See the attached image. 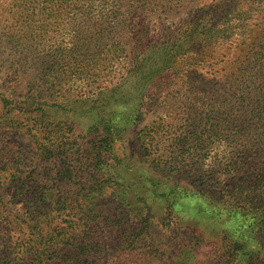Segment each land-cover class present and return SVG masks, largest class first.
Returning <instances> with one entry per match:
<instances>
[{
    "label": "rangeland",
    "instance_id": "374dc122",
    "mask_svg": "<svg viewBox=\"0 0 264 264\" xmlns=\"http://www.w3.org/2000/svg\"><path fill=\"white\" fill-rule=\"evenodd\" d=\"M133 1L0 0V264H30L39 201L83 264H228L253 246L235 213L264 215V1L240 30L232 0ZM187 35L182 70L155 79Z\"/></svg>",
    "mask_w": 264,
    "mask_h": 264
},
{
    "label": "trees",
    "instance_id": "16d2710c",
    "mask_svg": "<svg viewBox=\"0 0 264 264\" xmlns=\"http://www.w3.org/2000/svg\"><path fill=\"white\" fill-rule=\"evenodd\" d=\"M52 0H46V2ZM61 2H70V3H81L79 6L82 7L85 3V9L87 7H91L94 4L92 3L95 0H59ZM101 3L95 4L96 7H100L97 11L98 12H109L110 9H114V14L117 12L118 14H124L125 12L129 11V8L136 4L133 0H100ZM264 0L259 1H248V0H232L225 4L223 7V11L225 13L224 19H228L230 21H235L236 26L238 29H243L244 25L247 24L248 20L252 18L255 14L261 13L260 9L263 5ZM117 5V6H116ZM264 11V8H263ZM82 13L80 10L77 11ZM194 21H190L189 23V30L192 31V26ZM191 25V26H190ZM232 26V22L230 24ZM190 41H186L182 43L179 42V38H174L170 41V48L164 52H162V59L160 65H158V69L160 70L157 73L156 78H160L162 74V70L170 69L173 73L179 72L180 69L179 65H177L179 60L183 59V56L186 55L187 50L190 46H192L198 38L192 37V35H187ZM201 41V39H199ZM185 43V44H184ZM239 70V69H238ZM244 74L246 76L247 71L252 69H245ZM188 71V70H187ZM152 74V72H151ZM243 76V75H242ZM109 131V130H108ZM110 133H107L106 138L110 137ZM52 136H50L49 143H44L43 145L39 143V146L43 151H46L47 155L51 154L50 148H52ZM196 138V137H195ZM44 139V138H43ZM57 139V137H56ZM59 139V137H58ZM57 139V140H58ZM140 142L141 148V157L147 162L155 163L157 169L164 172L166 170V161L162 159L161 155H154L148 152L150 145L152 143L148 141H144L141 136L137 138ZM191 139V137H189ZM193 139V137H192ZM152 156V157H151ZM164 162V163H163ZM62 170V166L60 168ZM70 176V175H69ZM255 177L256 175H251ZM61 180V179H58ZM40 186V181H39ZM44 188L43 186L41 189ZM39 189V200L42 198L44 199V192ZM41 190V191H40ZM66 198L68 196L60 195L57 196L54 204L58 205L61 203L65 204V206L69 203L66 202ZM82 204V202H81ZM42 208V210H40ZM256 209L254 208H244L242 207L238 211H236L235 215H239L242 217L243 221H247L248 232L250 234L253 246L246 249L244 245H240L237 248L238 256L235 255L228 264H238L237 260L242 264H264V242L260 239L262 231H264V215L255 213ZM34 212V213H33ZM32 212L33 220L35 221V227L39 224V239L36 245H31L30 251L31 252V262L30 264H83V256L80 253H77L75 250V246L72 245L73 243L81 242L82 240L78 241V238L73 235L72 231L74 230L70 227V221H66L70 226L67 227H59V221L57 220V214L53 211L52 207L49 206V202L39 201V217L37 216L38 212L35 210ZM65 215V214H64ZM71 232V233H70ZM70 234V235H69ZM86 238L91 235V233H87ZM28 250V248L26 249ZM2 251V249H0ZM19 253V251H18ZM23 253V251H22ZM4 255H6L4 253ZM0 256H3L0 255ZM237 259H234L236 258ZM1 258V257H0ZM236 260L237 263L234 262ZM116 262L115 264H117Z\"/></svg>",
    "mask_w": 264,
    "mask_h": 264
}]
</instances>
